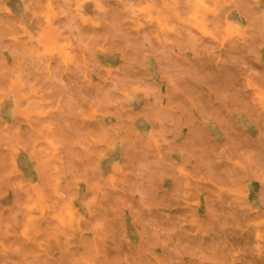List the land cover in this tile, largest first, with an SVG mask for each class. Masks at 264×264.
Wrapping results in <instances>:
<instances>
[{
    "label": "clouds",
    "instance_id": "9594fccd",
    "mask_svg": "<svg viewBox=\"0 0 264 264\" xmlns=\"http://www.w3.org/2000/svg\"><path fill=\"white\" fill-rule=\"evenodd\" d=\"M59 3L79 22L65 39L82 79L65 84L45 68L29 83L0 68V109L11 98L26 117L41 184L57 197L53 230L73 241L59 264H264V197L247 201L252 181H264V55L253 56L264 49V0H111V18L98 20L81 12L109 11L102 0ZM84 24L106 34L85 36ZM6 182L0 175V189ZM81 182L92 195L77 212ZM232 209L253 247L230 241ZM22 249L0 240V264L12 253V264H47Z\"/></svg>",
    "mask_w": 264,
    "mask_h": 264
},
{
    "label": "rangeland",
    "instance_id": "374dc122",
    "mask_svg": "<svg viewBox=\"0 0 264 264\" xmlns=\"http://www.w3.org/2000/svg\"><path fill=\"white\" fill-rule=\"evenodd\" d=\"M102 3L103 7L109 11L98 12L95 4L88 3L84 5L81 15L93 20L101 17L110 19L111 9L115 6L111 0L107 2L102 0ZM146 11L156 15V18L160 20V16L154 10L147 9ZM62 12L67 14H61ZM78 23L68 9L62 8L59 0H51V2L49 0H0V68H7L10 73L21 71L28 73L26 79L29 83L35 81L41 75V70L45 68L47 69L45 74L51 73L63 80L65 84L77 82L82 77L72 65L71 60L73 54L79 50L69 47L65 37L69 32L66 25ZM163 23L164 21L161 20V24ZM80 31L85 36L106 34L103 25L93 29L90 24H84ZM193 32L195 33L196 29H193ZM75 43L71 41L72 45ZM225 47H228V44ZM232 47L239 46L232 45ZM187 55H192V53H187ZM259 55H264V49L259 50V53H253L254 57ZM97 59L103 61L102 56L98 55ZM217 62L218 60H210L209 64ZM235 64L236 60L233 58V65ZM91 79L95 82L96 77L93 75ZM26 102L23 101L21 107ZM15 108L16 104L10 98L0 109V175L7 177V182L0 189V240L4 241L6 247H19L23 242L22 250L32 253L27 257L29 260L35 256L40 261H47V264H59L64 242L67 240L71 244L73 241L68 240L67 235L53 230L54 226L59 223L52 219L58 208L50 212L53 201L57 200V197L52 195L55 189L41 184V172L33 158V149L26 143L32 129L28 123H20L26 117L14 112ZM238 112L241 116L246 115L243 109ZM41 119H46V117H41ZM32 127L36 125L33 124ZM48 147L53 148L54 152L60 151L55 148V141ZM72 180L71 175L67 179L62 178L59 182L60 189L62 190L64 185ZM262 186H264V181L259 178L252 181L254 191L250 189L247 192L248 202L257 199L258 194L264 197ZM74 191L77 192L78 199L72 201L70 208L79 212L81 206L79 197L87 192V185L81 182ZM87 195L91 197L92 193L87 192ZM45 205L48 206L45 207ZM193 206L199 217L205 216L203 198ZM65 212H69V209L66 208ZM183 212V209L173 210L175 214H183ZM231 212L232 215L227 216V220L235 235L230 237V241L237 248L253 247L256 237L251 234V229L242 231L244 226L242 213L239 209H232ZM69 219H72L71 215ZM73 223H75L74 220ZM80 227H84L83 222H80ZM185 227L191 226L185 225ZM5 230L7 234H4ZM85 235L91 236V233ZM78 238L79 234L76 239ZM159 251V249L156 250L157 254ZM2 259L3 257H0V260ZM19 259V254H9L8 264ZM246 259L253 260L254 257L249 254ZM256 264H261V261L257 259Z\"/></svg>",
    "mask_w": 264,
    "mask_h": 264
}]
</instances>
